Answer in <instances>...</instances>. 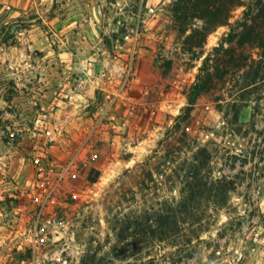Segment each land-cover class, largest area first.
I'll return each mask as SVG.
<instances>
[{
  "label": "rangeland",
  "instance_id": "obj_1",
  "mask_svg": "<svg viewBox=\"0 0 264 264\" xmlns=\"http://www.w3.org/2000/svg\"><path fill=\"white\" fill-rule=\"evenodd\" d=\"M0 264H264V0H0Z\"/></svg>",
  "mask_w": 264,
  "mask_h": 264
},
{
  "label": "trees",
  "instance_id": "obj_2",
  "mask_svg": "<svg viewBox=\"0 0 264 264\" xmlns=\"http://www.w3.org/2000/svg\"><path fill=\"white\" fill-rule=\"evenodd\" d=\"M224 21H219L217 23H223ZM199 94V91L197 89H193V94H192V97L189 99V105L188 107L186 108V113L187 115L189 114V112L191 111L192 107L194 106V103H195V100L197 98Z\"/></svg>",
  "mask_w": 264,
  "mask_h": 264
}]
</instances>
